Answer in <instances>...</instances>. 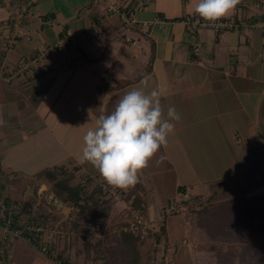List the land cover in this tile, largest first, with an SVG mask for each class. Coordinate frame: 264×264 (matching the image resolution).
<instances>
[{
    "label": "crops",
    "instance_id": "1",
    "mask_svg": "<svg viewBox=\"0 0 264 264\" xmlns=\"http://www.w3.org/2000/svg\"><path fill=\"white\" fill-rule=\"evenodd\" d=\"M25 1L0 0V190L12 198V186L24 190L32 184L26 178L36 180L54 166L79 167L75 180L107 184L82 162L83 136L124 94L144 87L147 75L145 91L166 89L164 118L174 106L181 119L138 183L118 189H136L145 218L165 226L174 264H201L209 249L186 213L162 218L161 209L175 200L185 207L203 203L218 193L246 198L264 183V0H240L225 17L237 26L221 33L187 23L197 16L195 0H148L135 12L138 21L151 22L148 32L108 13L118 0H34L22 12ZM65 39L58 53L44 54ZM21 57L35 60L33 66L19 71ZM106 85L112 89L105 92ZM161 156L166 159L158 163ZM124 206L114 202L105 233L127 220L124 212L115 215ZM155 237L140 241L143 256ZM186 237L195 248L182 243Z\"/></svg>",
    "mask_w": 264,
    "mask_h": 264
},
{
    "label": "trees",
    "instance_id": "2",
    "mask_svg": "<svg viewBox=\"0 0 264 264\" xmlns=\"http://www.w3.org/2000/svg\"><path fill=\"white\" fill-rule=\"evenodd\" d=\"M154 51L152 46V55ZM108 88L110 90L111 86L106 85L103 89L106 92ZM78 169L79 167L68 170L63 166H54L45 168L37 175L51 185L53 199L62 202L63 206L77 209L78 219L68 221L75 234L66 236L65 248L78 244V239L82 236L80 229L84 227L88 234L97 237L93 244L87 245V260L103 258L106 264H162L158 246L166 235L164 225L160 227L154 243L144 256L138 248L141 236L122 229L127 222L111 233L95 234L96 228H104L107 224L113 203L102 184L97 183L94 189H90L94 184L92 178L73 183ZM121 192L126 199L134 196V206L146 213L136 189ZM214 198L215 196L211 199ZM240 201L236 198L228 199L190 210L198 215L194 225L200 230V243H212L216 246L201 264H264V241L257 242L258 237L264 240V195ZM32 206L31 200L24 201L19 217L31 211Z\"/></svg>",
    "mask_w": 264,
    "mask_h": 264
},
{
    "label": "clouds",
    "instance_id": "3",
    "mask_svg": "<svg viewBox=\"0 0 264 264\" xmlns=\"http://www.w3.org/2000/svg\"><path fill=\"white\" fill-rule=\"evenodd\" d=\"M240 0H195L194 13L205 22L215 23L229 16ZM144 87L124 94L115 108L96 119V127L83 136L82 162L91 164L110 186L128 189L138 183L139 173L161 149L167 148L168 136L175 130L173 121L181 119L174 106L164 118L161 98L164 87L145 91ZM166 159L161 156L158 163Z\"/></svg>",
    "mask_w": 264,
    "mask_h": 264
},
{
    "label": "built area",
    "instance_id": "4",
    "mask_svg": "<svg viewBox=\"0 0 264 264\" xmlns=\"http://www.w3.org/2000/svg\"><path fill=\"white\" fill-rule=\"evenodd\" d=\"M148 0H134L130 2L129 0H118L114 2L108 10V13L119 14L122 22L126 26H140L142 30L148 32L151 28V22H140L135 17V12L137 10L143 9ZM34 0H26L21 6L22 12H26L28 8L33 4ZM159 20L156 19L152 23H158ZM187 23L191 25L194 29L207 28L212 29L216 33L226 32L237 26V22L233 19L222 18L215 23L205 22L198 16L189 18ZM11 36L8 37L9 50L14 47V35L10 30V25L8 23L5 25ZM262 32L264 33V24L261 26ZM68 43L65 39L62 41L60 46L57 48H47L44 54L58 53L62 47ZM64 44V45H63ZM35 60H27L25 57H21L19 60V71H24L33 66ZM104 189L109 188L107 184H103ZM116 198L122 201L127 208L130 217L127 220L125 226L122 227L123 230L131 232L134 234H139L141 238H147L150 236H156L160 231V225L154 223L152 220H147L144 213L140 208L135 207L134 204L129 202L125 197L123 198V193L118 188H112ZM70 208L69 210H72ZM186 209L183 201L175 200L169 205L164 206L161 209L162 218L170 216ZM22 210V206L13 198L9 197L7 193L0 190V264H11L12 260L11 254L8 249V245L13 240L24 239L36 250L41 252L45 257L49 258L55 264H72L69 258H65L63 255H59L54 252V248L46 243L44 235L46 234V229L43 224L36 222H24L19 214ZM183 244H188L187 238L183 240ZM160 245L162 264H174V254L175 245L166 242L165 238H162Z\"/></svg>",
    "mask_w": 264,
    "mask_h": 264
},
{
    "label": "rangeland",
    "instance_id": "5",
    "mask_svg": "<svg viewBox=\"0 0 264 264\" xmlns=\"http://www.w3.org/2000/svg\"><path fill=\"white\" fill-rule=\"evenodd\" d=\"M26 179L28 181L30 180L32 184L30 185L29 183H26L27 186H25L24 190H22L23 188L22 185L18 187L12 186L10 189L12 198L15 199L21 206L24 204V201L26 200H31L32 202L33 205L32 210L26 212L20 218H22L24 222H32V223L36 222L39 224H43L46 229V234L44 235L45 237L44 239L46 240V243L50 244L54 248V252H56L57 254L61 256L63 255L65 258H69L72 264H106L103 258L96 259L93 261L87 260L88 259L87 245L93 244V241H95L94 239H96L97 237H93L91 234H88L85 231L84 227L80 229V232H82V236L81 239H78V244H76L74 247L69 249L65 248L67 243L66 236L75 234V232L71 231L72 225L69 224L68 221L72 222L78 219L76 214L77 209L68 206H63L62 208L56 206L57 203L59 202L53 199L51 185H48L46 180L40 179L37 176L35 177L36 180H34L33 177H28ZM75 179L73 180V183L81 182L83 178L81 180H75ZM95 186H96L95 183L92 184L90 189L91 190L94 189ZM108 186L109 188L107 189H104L103 187L102 188L104 191H107L108 196L111 197L110 202L114 204L115 201H120L118 198H116L112 190V187L110 185ZM241 195L243 194H239V196ZM246 195H247L246 198L243 197L240 198L238 196L227 198L226 196H223V194L221 195L220 193H218L216 198L207 199L203 203H200L198 201H196L194 204L189 203L188 206H186L187 207L186 210L176 214H182L185 212L186 213L185 215H187L188 218L190 219L191 225L193 226V230L199 233L200 232L199 228L195 227L194 225V221L198 215L195 212H190V210L194 209L195 207L199 208L201 206L207 205V203L216 204L228 199L236 198L238 200L243 201L245 199L249 200V199L258 198L264 195V183L262 185H259V188L255 192L248 193ZM70 208L73 209L69 210ZM123 212H124V216H126L128 220L130 215L125 206L122 210L117 209V211H115L116 217H119ZM47 218L48 221L46 220ZM127 220L122 222H117L114 224L112 223L113 226L111 225L110 228L107 229L108 231L106 230V232L111 233L113 230L117 229V227L121 226L124 222H127ZM100 233L104 234L105 228H96L95 234H100ZM186 238L188 240V244L186 246L188 248H195L196 246H193V241L190 240L188 237ZM263 241L264 240L262 238L258 237L257 242L263 243ZM201 244H206L209 251L216 247L212 243H201ZM8 249L12 257V260L10 261L11 264H33L35 261H37L36 259H38L37 261L38 264L40 263L55 264L49 258L45 257L41 252H39L34 247H32L29 243L24 241V239L13 240L12 242L9 243ZM180 264L183 263L181 262Z\"/></svg>",
    "mask_w": 264,
    "mask_h": 264
},
{
    "label": "water",
    "instance_id": "6",
    "mask_svg": "<svg viewBox=\"0 0 264 264\" xmlns=\"http://www.w3.org/2000/svg\"><path fill=\"white\" fill-rule=\"evenodd\" d=\"M59 203H61V202H59Z\"/></svg>",
    "mask_w": 264,
    "mask_h": 264
}]
</instances>
